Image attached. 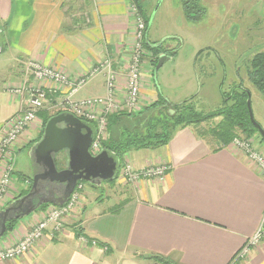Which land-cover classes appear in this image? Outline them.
Wrapping results in <instances>:
<instances>
[{
    "label": "crops",
    "instance_id": "crops-1",
    "mask_svg": "<svg viewBox=\"0 0 264 264\" xmlns=\"http://www.w3.org/2000/svg\"><path fill=\"white\" fill-rule=\"evenodd\" d=\"M132 8V0H0V55H7L0 66V132L27 99L26 92L20 95L17 90L26 82L33 84L29 61L77 82L109 58L118 71L121 101L135 36ZM144 66L142 107L159 96L147 88L148 65ZM44 85L52 92L47 102L52 105L70 91L51 81ZM105 93L100 75L74 99ZM42 114L13 147L16 157L30 147L32 165L27 172L34 174L42 172L33 155L44 130ZM126 159L137 171L162 165L171 169L164 181L137 182L125 194L107 197V204L97 191L101 184H90L62 231L49 228L29 253L8 264H153L156 257L174 264H264V240L238 259L264 215V176L242 151L232 145L217 147L187 126L178 128L167 145L130 151ZM4 170L0 156V176ZM21 174L26 173L19 171L16 161L13 179L19 183L1 201L0 214L29 186ZM46 209L17 220L0 239V250L24 238Z\"/></svg>",
    "mask_w": 264,
    "mask_h": 264
},
{
    "label": "rangeland",
    "instance_id": "rangeland-1",
    "mask_svg": "<svg viewBox=\"0 0 264 264\" xmlns=\"http://www.w3.org/2000/svg\"><path fill=\"white\" fill-rule=\"evenodd\" d=\"M184 2L189 7L188 12L184 8ZM141 4L143 13H140V16L146 25L144 36H147L150 28L149 43L152 45L163 44L164 49L170 53V60L166 61L155 75L154 53L146 49L144 45L143 68H145V64L148 65L146 71L149 78L145 84L147 83L148 89L158 91V94L160 93L168 101V105L163 107L159 103L158 96L153 103L142 107L140 96L138 112L148 107L152 108V105L155 104L157 111L152 112L148 108L147 113L140 116L138 122H134V118L130 119L129 116L135 113L124 101L128 91L126 86L123 90L125 95L120 96L124 103L112 115L120 114L127 117L128 123H125L127 128L129 126L133 131L141 129L144 134L148 132L146 130L150 125L151 129L154 128L160 133L169 134L176 128L177 123L175 121L177 118L184 122L192 120L195 123L191 126L198 134L213 141L217 147H224L214 135L223 118L208 119V116L223 107V93L228 99V96L239 91L237 87L243 86L250 91L254 119L264 130V94L259 92L249 80L251 60L259 53L264 54V0H141ZM191 12L193 14L200 12L201 14L195 20L187 17L188 15L191 16ZM193 14L192 16L196 15ZM148 19H150L149 27ZM2 46L3 42L0 37V48ZM6 56L5 54L0 55V66ZM116 72L118 74L117 70ZM127 76L128 71L125 70L126 79ZM117 86H119L118 79ZM219 86H222L221 93ZM47 102L44 104L42 114L43 123L49 116L67 112L63 107ZM182 103H184L182 107L176 108ZM229 104H232V101ZM170 111H173L172 117L177 116L174 121L167 118ZM123 132L125 139L133 140L131 130ZM43 136L44 130L35 142H39ZM236 138L250 142L264 157V142L260 135L254 134L247 138L243 134H239ZM29 149L30 147L27 146L25 150L21 151L19 157H16L19 171L26 173L21 174L19 178L23 179L24 177V181H30L26 190L16 194L17 197H22L28 193L36 176L32 172H27L29 165L30 167L32 165L27 155ZM65 157L64 153H60L57 157L59 170L66 160ZM123 164V161L120 162L118 178L115 181L101 183L98 190L92 185L98 191L100 198L105 201V204H107V197H114L120 193L125 194L131 185L120 176ZM15 183L16 185L19 183L17 178H15ZM15 183L13 179V184ZM13 184L8 194L13 190ZM87 186L90 184L84 183V189L81 191V197L76 208L81 205ZM153 262V264H161L154 260ZM168 264L174 263L168 260Z\"/></svg>",
    "mask_w": 264,
    "mask_h": 264
},
{
    "label": "built area",
    "instance_id": "built-area-1",
    "mask_svg": "<svg viewBox=\"0 0 264 264\" xmlns=\"http://www.w3.org/2000/svg\"><path fill=\"white\" fill-rule=\"evenodd\" d=\"M133 14L135 15V36L132 47L130 48L127 76V96L126 105L131 111L138 112L140 107L141 89L143 87V59L145 57L144 32L146 25L140 16V12L133 5ZM144 41V44H143ZM27 71L33 77V84L22 85L17 91L20 95L25 92L27 99L23 101L21 110L13 116L0 132V156L5 161V170L0 176V203L8 195L9 189L13 184L15 173L16 156L13 150L14 145L23 136L26 130L38 119L39 114L44 109V104L49 100L52 92L47 90L44 82L51 81L55 84H62L69 87V93L61 98L56 105L63 107L67 113H71L80 120L95 125L93 143L90 148L92 155L96 156L103 152L102 143L107 137L108 117L124 103L118 96L117 77L111 59L106 58L102 63L93 67L91 71L78 80L71 82L69 78L58 71L29 61ZM103 76L105 79V96L85 100H75L76 94L82 90L90 80L97 76ZM55 105V104H54ZM55 105V106H56ZM232 147L242 151L246 158L255 163L264 176V157L246 140L236 138ZM123 169L120 176L134 185L142 180L164 181L170 171L169 165L149 167L145 170L137 171L133 168L127 159L123 160ZM84 183H79L70 196L69 200L63 206L50 205L43 219L34 224L27 235L19 242L9 248L0 250V264H8L15 261L33 249V247L43 239L47 230L52 228L55 233L62 231L66 218L76 209ZM264 240V215L262 223L257 232L247 241L241 250L238 259L245 258L253 248L258 246Z\"/></svg>",
    "mask_w": 264,
    "mask_h": 264
},
{
    "label": "water",
    "instance_id": "water-1",
    "mask_svg": "<svg viewBox=\"0 0 264 264\" xmlns=\"http://www.w3.org/2000/svg\"><path fill=\"white\" fill-rule=\"evenodd\" d=\"M168 60V55L160 56L155 75ZM248 111L252 125L264 139V130L254 119L250 100ZM93 137V129L71 113H61L47 122L44 136L33 151L35 162L42 172L35 174L29 192L0 214V239L8 232L9 222L27 217L43 205L63 206L79 183L100 185L118 177L119 162L115 155L105 151L96 156L91 154ZM60 153L66 156L61 166L65 169L61 170L57 165ZM45 183L63 187L61 194L56 195ZM40 190H45L47 194H40L38 199L35 196Z\"/></svg>",
    "mask_w": 264,
    "mask_h": 264
},
{
    "label": "trees",
    "instance_id": "trees-1",
    "mask_svg": "<svg viewBox=\"0 0 264 264\" xmlns=\"http://www.w3.org/2000/svg\"><path fill=\"white\" fill-rule=\"evenodd\" d=\"M187 1V0H185ZM133 5L137 7L139 12L142 14L143 8L141 4V0H132ZM185 4V2H184ZM186 12H188L187 3L184 6ZM190 12V11H189ZM203 13V12H202ZM190 14V13H189ZM193 12H191V17L193 19H197L200 12L194 13L196 15L192 16ZM148 27L150 26V19L147 20ZM145 48L152 51L155 56V60L153 61V65L156 68L158 64V60L162 55H170L168 51H166L163 47V44H155L152 45L148 42H145ZM251 70L249 72V80L250 82L258 89L259 92L264 94V54L259 53L251 60L250 64ZM238 92H234L227 99L223 93V107L219 110H216L212 114H210L208 119L213 117H221L223 118L222 123L220 124L219 128L215 130L214 135L217 140H219L224 147L231 144L234 138L238 137L239 134H243L245 137H250L254 134H259L258 130L252 125L250 121L249 111H248V101L250 100V91L243 87L239 86ZM232 101V104L229 102ZM159 103L163 105V107L168 105V101L159 93ZM186 103V102H185ZM184 103L179 104L176 108L182 107ZM150 108V107H148ZM148 108L145 110L138 112L135 114H131L129 116L130 119L134 118V122H138L140 116H144L147 113ZM150 111L156 112L157 106L152 105ZM43 111H41V114ZM65 113V112H62ZM61 113H58L59 115ZM56 116V115H55ZM173 116V111H170L168 114V119L170 121H174L177 116ZM54 116L47 117L44 127L46 126L47 122ZM90 127L95 130V125L86 122ZM128 120L127 117H123L122 115H111L108 117V124H107V137L106 140L102 143V150L105 152H109L115 155L118 159L119 165L120 162L124 160V157L133 150H145V149H157L163 147L168 144L169 140L172 138L173 134L178 128L181 127H192L191 125L195 123L194 121L188 120V122H184L182 119L177 118L175 123H177L176 128L172 133H160L156 131L154 128L151 129V125L148 127L145 134L141 132V129L132 130L129 126L127 128ZM131 130L133 140L124 138V132H129ZM198 134V133H197ZM200 137L205 138L203 135L198 134ZM261 137V136H260ZM43 138V137H42ZM41 138V139H42ZM40 139V140H41ZM261 140L264 142V139L261 137ZM117 179V178H116ZM115 179V180H116ZM113 180V181H115ZM112 182V181H111ZM84 183V182H81ZM110 183V182H109ZM29 192V191H28ZM50 205H43L40 209H46ZM17 221H11L8 223V231H12L14 226L16 225ZM152 260L157 261L161 264H168V260L164 258H152Z\"/></svg>",
    "mask_w": 264,
    "mask_h": 264
},
{
    "label": "flooded vegetation",
    "instance_id": "flooded-vegetation-1",
    "mask_svg": "<svg viewBox=\"0 0 264 264\" xmlns=\"http://www.w3.org/2000/svg\"><path fill=\"white\" fill-rule=\"evenodd\" d=\"M61 169H65V168L62 167ZM45 185L49 186L56 193V195H60L62 190H63L62 189L63 187L56 185V184L55 185H51V184L49 185L48 183H45ZM40 194L44 196V194H47V192L45 190H40L39 194H37L35 197L40 199Z\"/></svg>",
    "mask_w": 264,
    "mask_h": 264
}]
</instances>
